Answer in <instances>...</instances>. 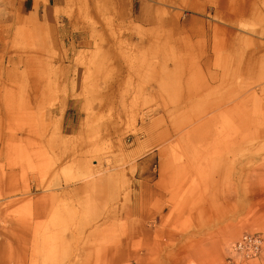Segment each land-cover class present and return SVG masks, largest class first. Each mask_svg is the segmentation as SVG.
<instances>
[{
    "label": "rangeland",
    "instance_id": "374dc122",
    "mask_svg": "<svg viewBox=\"0 0 264 264\" xmlns=\"http://www.w3.org/2000/svg\"><path fill=\"white\" fill-rule=\"evenodd\" d=\"M143 2L157 24L130 22ZM1 34L43 54L37 93L0 54V264H107L141 206L146 264H227L264 237V0H0Z\"/></svg>",
    "mask_w": 264,
    "mask_h": 264
},
{
    "label": "bare ground",
    "instance_id": "6f19581e",
    "mask_svg": "<svg viewBox=\"0 0 264 264\" xmlns=\"http://www.w3.org/2000/svg\"><path fill=\"white\" fill-rule=\"evenodd\" d=\"M119 4H121V0H119ZM227 6H229L227 4V2L222 3V5L220 6V9L222 10H228ZM151 7L152 5H149L145 2H143L140 5V9L138 14L134 13L133 10H130L127 14V17L129 18L130 22L132 20H137L141 23H144L145 25H155L158 23V21L151 15L150 11H151ZM195 9V8H194ZM238 9H241L238 5L236 6V8L234 9V18L231 15H227L226 13L224 14L221 10V12H219V14L217 15L218 18L225 20L226 22H232L241 19L242 18V12L239 11ZM115 14L114 17L118 18V19H122L124 17L125 14H123L122 10H117V8L115 9ZM182 18V14H176L175 16H169L167 19H165V22L167 24H169L171 27L176 28L177 30H188L190 32V25H192V29L193 26L196 27L197 25L200 24L199 20H196L194 17L193 18H186L184 16L183 19ZM31 19V18H30ZM31 22H34V18L31 19ZM79 21L76 17H72V19L68 20L67 25H64L62 27V29H66V27H70V26H77ZM197 29H195L196 31L194 33H199L202 32V29L199 27H196ZM59 30V29H57ZM87 33L88 31L86 30L85 27H81V29L79 30V34L75 37H79L80 41L77 42V44L81 47L84 48H88L90 46V41L86 40L87 37ZM203 33V32H202ZM86 35V36H85ZM2 39L0 41V54L1 57L3 56H7L8 61H11L12 64H16L18 66L22 67L23 72H27L28 74H30L29 76V84H30V92L32 93H37L40 89V85L39 82L37 80V77H35L34 73H36V71L40 70L42 68L41 65V60H42V54L43 51L42 50H28L26 52H20V51H16V53L14 54V56H9V52H8V42L7 41H3L4 36L1 34L0 36ZM128 41H131L130 37H126ZM152 40V41H151ZM155 42V39H150V38H144L143 40L138 41L139 44H153ZM60 73L61 71H63V69H59ZM16 74L20 75V72H15ZM4 90L7 89L6 87L3 88ZM209 109H211V107H209ZM200 118V117H199ZM201 119H204V117H202ZM207 119H204V125L207 124ZM21 134L23 135V133L21 132ZM23 141L22 137H18V143L19 145H21V142ZM158 143H155L153 145V147H157ZM89 176H91V172L88 173ZM137 216L139 218V221L137 222L136 227H134L133 225H130L128 228V231L132 229V232L125 234V239L124 242L122 243H118V245H115L114 247L111 248H107L104 250L106 259H107V264H122L125 263L127 261L130 260V258L132 257L134 259L133 263L134 264H146V260L147 257L140 255V254H134L133 256L130 250V247H133L136 245V243L134 241H130V239H134L137 236H141L146 237L148 236L150 230L146 229L144 224H143V220L144 218L147 216L148 212L146 210V208L143 210V207L141 206V209L137 210ZM145 213H147L145 215ZM129 215V212L125 211V216ZM133 226V227H132ZM120 244V245H119ZM22 252L19 251L17 253V257H18V261L22 262L23 264L25 263L24 260L22 261ZM183 259H175L174 264H183ZM0 262H3V259L0 260ZM3 264H6V262H4Z\"/></svg>",
    "mask_w": 264,
    "mask_h": 264
},
{
    "label": "built area",
    "instance_id": "2783aa9c",
    "mask_svg": "<svg viewBox=\"0 0 264 264\" xmlns=\"http://www.w3.org/2000/svg\"><path fill=\"white\" fill-rule=\"evenodd\" d=\"M264 237L260 233L242 234L231 246V256L227 264H236L237 261H245L256 258L262 249Z\"/></svg>",
    "mask_w": 264,
    "mask_h": 264
}]
</instances>
